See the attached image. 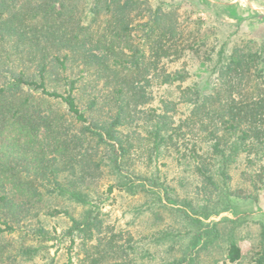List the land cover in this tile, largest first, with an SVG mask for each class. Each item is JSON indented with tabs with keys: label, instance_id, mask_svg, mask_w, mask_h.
Wrapping results in <instances>:
<instances>
[{
	"label": "trees",
	"instance_id": "1",
	"mask_svg": "<svg viewBox=\"0 0 264 264\" xmlns=\"http://www.w3.org/2000/svg\"><path fill=\"white\" fill-rule=\"evenodd\" d=\"M194 1L206 9L207 0ZM180 5L0 0V264L32 261L61 238L77 241L84 264H135L102 208L113 190L152 193L150 206L162 205L163 190L176 203L159 167L167 151L195 175L204 202L164 205L188 227L154 239L189 240L188 251L160 264H199L198 251L220 239L224 259L241 260L234 231L220 225L242 219H208L251 210L264 189V38L206 32L200 17L184 25ZM102 169L115 176L103 195L90 186ZM53 199L84 211L74 217L51 207ZM39 212L63 214L69 225L53 235ZM251 262L264 264V227Z\"/></svg>",
	"mask_w": 264,
	"mask_h": 264
},
{
	"label": "rangeland",
	"instance_id": "2",
	"mask_svg": "<svg viewBox=\"0 0 264 264\" xmlns=\"http://www.w3.org/2000/svg\"><path fill=\"white\" fill-rule=\"evenodd\" d=\"M180 2L178 10L179 19L186 25L189 19L200 17L206 23V32L215 30L216 33L225 37L227 33L232 38L242 40L252 39L259 41L264 38V0H207L205 10H197L194 0H167ZM220 17V18H217ZM219 19V20H218ZM216 20V21H215ZM221 22V27L210 29L214 24ZM209 28V29H208ZM192 63V62H191ZM180 62L169 63L168 68L178 67ZM195 65L193 61V66ZM162 92L156 90L152 105L157 104V99ZM187 112L184 105H178L177 117H183ZM138 160V157H134ZM242 160L231 170L234 185L241 183V172L244 168ZM159 167L165 174L166 184L169 186L168 198L176 201L170 202L165 198L163 190L159 193L162 197V205L150 206V200L154 197L152 193L142 195H129L118 190L110 194L112 198L102 208L105 223L112 231L120 233L118 243L128 244L129 251L135 260V264H160L166 259L180 256L183 251H188L189 235H178L177 237L156 240L154 237L166 232H184L187 229L186 222L178 217L175 212L164 207H179L182 201L192 203H203V195L197 193L198 181L191 172L177 161V155L168 151L162 156ZM97 178L91 188L103 195L107 185L115 180V176L108 170L98 171ZM201 198V199H200ZM49 205L57 209H67L74 217H79L84 207L64 199H53ZM246 206V205H244ZM214 207V205L210 206ZM216 207V206H215ZM248 208L251 210L233 214L232 211H223L208 220H218L221 217L242 219L240 225L235 222H227L220 225L222 233L234 231L238 245L242 250L243 257L237 262H228L224 259V239H220L212 245L198 251L199 264H251L254 252L258 249L259 234L264 227V189L257 192L255 201ZM213 209V208H212ZM40 217L42 212H39ZM44 219L45 227L53 234L59 235L69 222L63 214L52 217H41ZM3 227V225H1ZM15 235V232L6 234L3 239ZM47 249L32 261L17 260L16 264H84L82 253L79 251L77 241L70 242L67 238L53 239L47 242ZM103 262L102 264H107Z\"/></svg>",
	"mask_w": 264,
	"mask_h": 264
}]
</instances>
